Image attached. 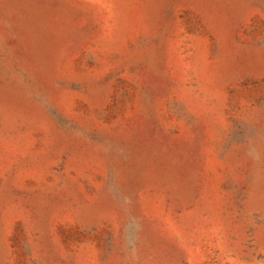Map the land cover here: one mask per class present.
Masks as SVG:
<instances>
[{
    "label": "rangeland",
    "instance_id": "374dc122",
    "mask_svg": "<svg viewBox=\"0 0 264 264\" xmlns=\"http://www.w3.org/2000/svg\"><path fill=\"white\" fill-rule=\"evenodd\" d=\"M0 264H264V0H0Z\"/></svg>",
    "mask_w": 264,
    "mask_h": 264
}]
</instances>
